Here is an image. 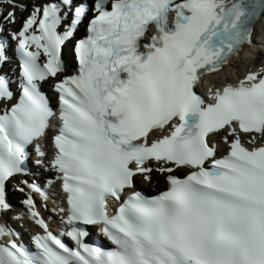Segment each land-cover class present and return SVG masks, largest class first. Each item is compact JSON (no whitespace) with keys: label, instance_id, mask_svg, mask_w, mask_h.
Returning <instances> with one entry per match:
<instances>
[{"label":"snow or ice","instance_id":"6c2138e0","mask_svg":"<svg viewBox=\"0 0 264 264\" xmlns=\"http://www.w3.org/2000/svg\"><path fill=\"white\" fill-rule=\"evenodd\" d=\"M3 4L10 10L0 7V19L15 24L16 0ZM94 10L76 46L78 74L56 85L54 167L69 205L62 235L75 247L37 218L29 197L24 203L45 234L34 237L36 252L0 243V264H264V145L249 149L241 140L264 139V74L216 90L212 103L197 92L202 75L252 43L264 0H95ZM85 14L77 8L61 32L60 4L34 6L12 34L24 84L19 102L0 114V213L11 207L6 183L24 171L23 145L44 137L55 115L37 81L65 71L62 48ZM6 60L0 43V64ZM12 97L0 74V101ZM221 132L229 151L217 159L209 137ZM181 168L186 176L172 175ZM154 170L169 174L167 190L152 198L133 191L109 216L108 200ZM80 225H102L114 247L85 243ZM5 235L11 231L0 225Z\"/></svg>","mask_w":264,"mask_h":264},{"label":"bare ground","instance_id":"6f19581e","mask_svg":"<svg viewBox=\"0 0 264 264\" xmlns=\"http://www.w3.org/2000/svg\"><path fill=\"white\" fill-rule=\"evenodd\" d=\"M21 1V2H20ZM37 4V3H39V0H19V1H17V4L18 5H20V4ZM17 6V5H16ZM18 8V9H17ZM22 11L21 10H19V7L17 6L16 7V21H18L20 18H21V16H22ZM260 29H261V31L264 33V24H262V23H260ZM1 38H3V37H1ZM0 38V39H1ZM256 43V42H255ZM247 54H240L239 55V57H240V59L239 60H235V61H232L231 63H230V65L229 66H227L226 67V69H225V71H224V73L223 74H221V75H218L219 77L218 78H215V77H209L208 78V80H207V82L208 83H211V84H220V83H222L223 81H224V79H221V77H223V76H228V77H233V76H235L238 72H240L241 71V68L245 65V63L247 62L246 61V58H247ZM248 63V62H247ZM251 62H249L248 64H250ZM217 79H221V81H218ZM232 82V81H231ZM231 82L229 83V84H231ZM46 87H48L47 85H45ZM49 94V93H48ZM41 186H42V188H44V189H46L47 190V185L46 184H41ZM13 205L14 206H16V207H18V204H16L15 202H13ZM23 241H21L22 243H26V241L25 240H27L28 239V236H23Z\"/></svg>","mask_w":264,"mask_h":264}]
</instances>
